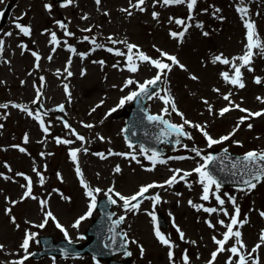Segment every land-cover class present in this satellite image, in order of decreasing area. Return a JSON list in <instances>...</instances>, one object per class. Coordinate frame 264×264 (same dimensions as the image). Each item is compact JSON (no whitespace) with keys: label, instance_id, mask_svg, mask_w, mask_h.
<instances>
[{"label":"snow or ice","instance_id":"snow-or-ice-1","mask_svg":"<svg viewBox=\"0 0 264 264\" xmlns=\"http://www.w3.org/2000/svg\"><path fill=\"white\" fill-rule=\"evenodd\" d=\"M2 2V0H0ZM146 0H136L135 3L132 2V0H129V8L127 9H121L122 12L127 13L128 16H131L133 13L131 9L135 8L141 12L145 11L146 9L143 7L145 5ZM198 0H153V7H155L157 4L161 6H176V5H184L188 9V20H192V13L195 10L197 6ZM74 3V0H63L61 3V7H67ZM96 5L101 4V0H95ZM45 10L50 11L52 8L51 4H45L44 5ZM236 12L240 15V18L243 22V26L246 30L245 33V50L243 54L233 57L231 60L228 58H222L221 55H216L212 58V63L219 62L224 65H230L231 67V74L228 71H224L220 73L221 78L223 81L233 86L234 88L243 89L246 87L244 83V75L242 72V69H246L249 72L254 71V69L251 67L253 62L254 56H261L264 57V43L261 42V38L259 36V33L256 30V24L253 20L249 18V8L245 4V0H237V5L235 8ZM204 12H207V9L203 10ZM220 9L214 10V15L216 13H219ZM258 14V13H257ZM4 15L3 12H0V17ZM104 15H108L107 12L104 13ZM153 19H158L159 13L153 11L152 12ZM82 19H88L87 14L83 15L81 17ZM219 19L223 20V17H218ZM21 18H17V21ZM61 29H65L64 35L65 36H73L74 33L67 31V25L64 24L62 21L56 22ZM169 23H175L178 26L182 27V30L177 31H170L169 35L171 38L176 39L180 42L183 41L185 34L188 32L189 28L192 27L191 24L187 23L185 19L182 18H175V17H169ZM196 27L202 28V23H197ZM15 28L18 29L19 33L23 36L30 37L32 34V29L30 26H25L20 24L19 22L15 23ZM48 31L47 29L45 30ZM81 31L84 32H91L92 29L85 28ZM12 32H6L4 33L5 36H12ZM203 35L207 36L209 35L208 32H203ZM50 44L55 46H60V40H58L57 35L55 32L50 33ZM83 40L90 41L92 45H94V48L92 51H95L96 49L104 48L105 46L103 44H99L96 41L95 37H88L85 36L82 38ZM108 40L112 44L117 43H124L126 44L127 52H122L119 49H113L111 47L107 48L106 50L110 53H114L116 56H125L126 57V67L127 70L131 73H136L139 71L140 64H148L152 68L156 70V74L153 78L145 80L143 83H139L138 81H134L133 79L129 78L125 81L124 86L120 89L121 91L124 90V88L135 84L136 90H131L126 96H123L119 99L118 104L116 107L109 110V113L106 115H110L112 112H115L118 108H122L126 103L131 102H139L143 97H148L149 99L152 98V95H155L156 98L163 101L164 107L162 108V113L164 115H171L172 113H175L177 116L181 118L183 123L181 124H175L171 123L168 120L164 119L163 115H146L145 119L149 122L158 123L160 125H163V130L160 132L158 139L163 141V137H168L169 141L174 137L176 144H181L183 147L187 148V145L182 144V139H193L190 132L186 131V126L188 128H192L200 132L203 137L205 138L207 145L209 148H211L213 145L222 144L225 141L232 140V138L235 136V134L240 130V127L242 124L245 123V121L253 119V118H259L264 117V109H261L259 111H251L250 109H246L241 107L240 104H236L233 100H231L232 92L229 91L227 94H223L222 98L223 100L227 101L228 104L221 108L219 112L217 113L220 117L225 116V114L229 113L233 110H239L242 113H245V115L241 116L236 125L233 127L232 131L228 133L227 135H224L220 137L219 139L213 138L210 133L207 131V124H200V123H194L187 118H185L184 114L179 111L176 103L175 98L171 96L170 92L165 89V95L161 96L158 92H153L151 95L150 89L156 88L158 83L162 82L163 80H166L167 75L169 72L172 71L173 67H179L181 70H187L185 65L182 64L179 59L175 55H171L161 49H156V51L159 53L160 58H152L145 54L144 52L140 51L138 46L135 44L127 43L126 41H117L112 39V37H109ZM65 43H67L65 41ZM22 49L21 54H24V51H30L26 45L20 44L18 45ZM155 47V46H153ZM5 48V41L4 39L0 38V55L3 54ZM136 50L135 52L133 50ZM67 50L70 53L79 55L81 59L85 58L88 53H77V50L75 47L68 45ZM255 50V51H254ZM56 51V48L53 47L51 52L54 53ZM31 55L35 58V68H39V62L42 59L38 51H31ZM49 61L53 59V55L49 54L47 57ZM139 61V63H137ZM167 61V62H166ZM236 61H239V63H236ZM4 63H10L8 60H4ZM71 57H69L68 61H66L65 68L63 70L64 73H66V77H71L73 73L70 71L71 68ZM93 63H99L103 66L104 61H93ZM118 65H113V67H117ZM61 70L57 69V73H60ZM31 75V73H29ZM86 75V70L81 69V76ZM193 81H197L199 78L195 75H192L190 77ZM41 81V87H43V81L44 78L40 77ZM23 83V81L21 82ZM254 83L261 84L262 79L261 77H255ZM64 92L66 93L69 102H71V92L69 90V86L67 84L63 85ZM115 87V85L113 86ZM213 91L219 93V89H213ZM41 97V93L38 91L37 96L33 103H36L39 101ZM258 101L261 103H264V98L262 97H256ZM103 101H101V104ZM203 103L207 105V110L210 115L213 113V108L211 104L207 100H204ZM100 105H96V107H99ZM9 107L17 108L23 112H26L29 117H32L33 119L39 121V125L41 130L47 134L49 132V128L45 126L44 120L41 118V115L39 112H33L32 110H29L25 106H22L20 104L16 103H4L0 104V109H7ZM96 107L92 108L91 111L95 112ZM59 111H64V105L61 104L58 106ZM142 112L144 111L143 108L140 109ZM91 114V113H90ZM63 127L66 129H69L70 134L75 136V139L78 141H81L82 143L86 142L85 137L83 135H80L78 132H76L74 129H72V126L67 122H63ZM84 127L92 128L94 125L92 124H85ZM253 125L251 123L247 124V128L251 129ZM0 128H3V125L0 124ZM127 131V130H123ZM98 139L103 141L105 137L100 136L98 134ZM57 144H65L70 145L75 143L74 140L71 139H61L59 137L55 138ZM24 142H28V136L25 134L24 136ZM235 144H240L239 141L232 140ZM12 147H17L20 152H25L26 150L23 147H20L18 145H13ZM129 148H134L132 143L128 144ZM83 151L86 153L88 150L87 148H84ZM191 151L195 153V157H185V156H176V157H167L161 158L160 153L157 150H151L149 153L143 146H140L139 153L143 155L146 159H148L151 162L152 167L146 168V171H153L157 164H167L168 160L176 159V160H184V159H194L196 157L199 158V161L197 162V166L193 168L191 171H185L183 169H169L170 172H172V175L168 177L163 183H157L152 182L149 184H144L139 187V190L132 194L131 196H124L119 192H116L113 187H109L106 191L104 189H101L99 187L92 188L84 179L83 173L81 171L80 165H79V153L81 152V148H73L69 152V156L71 161L74 164V171L77 175V177L80 179L81 186L85 189V196L88 198V204H87V211L79 216L74 223L71 225L74 229H79L81 223L85 220H88L92 217L94 211L98 207V202L96 198V194H99L101 192H104L107 203L110 205H116L117 199H114L113 196L118 197L119 201H122L121 207L127 212H133V214L139 212L140 206L143 203L144 200H150L152 202L153 209H155L156 205L161 203V196L157 192L155 194H152L150 190L152 189H164L167 191L168 188H171L175 184L179 183L180 181H185V183H188L187 177H190L195 173L197 175L196 183H199L202 186V194L200 199L203 201H209L210 196L214 197L219 207H204L203 205L195 204L192 200L188 201V204L199 210H203L205 213H208L209 215L213 213L220 214L222 213L225 217H229L228 223H225V220L218 219L216 221V224H219L221 227L225 228L226 230L222 233V238L218 239L217 236H212V242L214 245H216V248L214 251L210 253V259L207 261V264H215L217 261V257L224 252L230 253L228 258L225 261V264H260V259L258 255H255L258 253V250L261 249L262 246H264V230H261V233L259 235V242L255 244L250 251L247 252V256L242 254V250H245L247 248L246 244L244 243L242 239V232L240 231V228L244 226V224L248 223V218L245 215L243 218H241V210L236 202V197L229 195L225 193L228 197V202L232 205V212L229 213V211L224 207L225 205V199L221 197L219 194L220 188H221V182L219 179L214 175V169L218 168L219 170L223 171L225 168L234 169L237 170L240 175L243 177L241 180V184L244 186L240 190L245 192H250L254 190L257 187L258 183L264 182V151H256L252 150L249 152H246L243 157H237L232 158L228 154L227 148L223 149V156L219 155H212V154H203L202 149H197L196 147H192ZM43 155V154H42ZM93 155H99L101 159H107V156L104 153H93ZM108 155H117V156H123L124 158L128 159L130 158L133 161H136L137 163H140V161L137 159V155L135 152H129V153H113L111 150H109ZM202 161V162H200ZM46 167V166H45ZM9 171L11 169L9 168ZM33 171L36 172L37 176L39 177V183L41 185L44 184L45 178L41 172H39L35 167L33 168ZM121 168L119 165H116L114 168V173H120ZM233 174H236L235 172ZM2 175V174H0ZM18 176H23V178L26 181V184L21 185L23 189H25L22 193V196L20 197V201H10L12 205H15L18 202H21L26 199H33L37 200V197L33 195V180L28 177L27 175L23 173H16ZM98 175V174H97ZM58 179L63 181V177L61 174L57 173ZM4 179H9V177L5 176ZM191 187V184L189 183V188ZM50 195V194H49ZM176 195H181L180 193H176ZM62 199H70L68 197H64L63 194H61ZM40 206V211L42 212V220L39 224H32L30 221H26V223L30 224L31 227L44 229L46 225L52 221L55 223V227L60 230V232L63 233V236L65 240L68 242V245H71L72 239L69 236V233L67 229L59 222V220L56 218V216L53 214L52 211H50L47 208L48 201L47 199H40L38 201ZM179 203V202H178ZM11 208L5 209V214H10ZM149 215L152 219V221L155 223L157 220V217L155 215L154 211H147L146 213ZM107 220L110 222V227H108L107 231L110 234L108 236V241L104 244L105 248H112L115 246L116 251L123 252V255L125 256H131L132 252L128 250V244L133 243L137 244L138 242L136 240H128L127 232H120L117 233L115 229H117L125 220L126 215H120L118 218L113 219V217L116 215L112 212L105 213ZM259 215L264 218V211H260ZM11 222L19 228V224L16 223V219L14 216L10 217ZM205 223L210 229H215L216 224H213L211 221L206 220ZM180 239L183 241L185 240V233L179 229V227L176 228ZM38 233L31 232L29 230H25L24 237L22 239V242L20 243V249L23 250L24 255L22 258L16 261H10L8 264H25V261L29 259L30 256L33 255V253L30 252V246L33 242L39 243V241L36 239ZM154 236L157 239V241L166 248L169 249L168 251V258L170 262H173L174 264V253L172 251V248L174 247L172 241L164 234H162L160 228L157 226L154 228ZM117 237H119V243L117 241ZM77 239H86L85 236L80 235L77 237ZM229 241H234L231 246L226 247V245L229 244ZM192 244H195L196 241H191ZM4 248L3 245H0V251H2ZM140 255L143 258L145 254V249L142 245L139 246ZM60 252L63 257L65 258H72L74 256V253L70 247H65L60 249ZM236 259H233V258ZM199 259V256L197 257ZM53 264H55L56 257H52ZM93 260L95 261L96 258L93 257ZM183 264H190V258L187 255L186 251L185 254L182 257ZM96 264H98V261H96Z\"/></svg>","mask_w":264,"mask_h":264},{"label":"rangeland","instance_id":"rangeland-1","mask_svg":"<svg viewBox=\"0 0 264 264\" xmlns=\"http://www.w3.org/2000/svg\"><path fill=\"white\" fill-rule=\"evenodd\" d=\"M227 43V44H231V42L229 41V37L228 40H214L211 43H206L203 45V48L201 49V51L199 52V54H193V57L195 59L194 65H195V70L198 73L200 80H202L200 82V94L198 96V98L196 99V103L194 108L192 109V111L188 112V114L192 117H200V111L202 110V106L201 105V101L200 98H204V100H207L209 102V104H211L212 108H213V99L216 97L215 96V91H213V89L219 88L220 87V71H221V65L220 63H211L210 61L207 62L206 66L203 68V64H204V59L206 52L208 51V49H211L212 51L216 50V51H222L228 55L234 54L235 49L234 48H229L227 46H223V45H219L218 43ZM207 60V59H206ZM202 78V79H201ZM194 85H198V84H194ZM251 85V84H250ZM255 89V93H259L258 96L264 98V89L263 88H254ZM100 90V89H99ZM182 94L184 93V90H181ZM251 91L250 89H242L240 91V95L243 99L248 100L250 97ZM90 96V93H89ZM51 98V103L53 102H58L59 99L57 97V92H53L52 95L50 96ZM99 96L97 95V97L95 99H91L90 96V101L88 100V102L92 103L93 101H95L96 99H98ZM87 102V101H86ZM224 103L221 102L220 105H223ZM205 107L207 108L208 106L205 105ZM196 108V111H193ZM251 111L255 112V111H259L261 109H264V103H261L260 101L256 100V103H253L251 106H249V108ZM205 115L202 117L204 122H209L210 119L212 118V116L209 114L208 110H204ZM245 115V113L240 112L235 118H232L230 121H228V123H225L224 125H222L220 127V133H223L225 135H227L228 133H230L233 129V127L236 125L238 119ZM218 121V120H217ZM257 123H259V128L257 129L256 125ZM253 125V127L251 129L247 128V124L246 122L244 124L241 125L240 130L235 134V136L232 138V140H236L239 141L241 143H246L247 146L246 148H251V147H256L259 146L261 148L264 149V117H260L258 119L255 120V122L251 123ZM191 167V165L189 166ZM5 171L4 170H0V174H4ZM125 173L132 175L133 172H131V170L126 169ZM138 173H142L137 171L135 174ZM143 174V173H142ZM2 175H0V180L2 179ZM125 178H128V176H125ZM152 179L151 177L149 178H143V179H139L136 180L135 182V186L139 183H142L144 181L150 180ZM6 184L0 181V216H3V205H4V198L1 190L5 187ZM135 186L132 188H127L125 187L123 184L121 185V189L123 190L124 193H129L131 191H133V189H135ZM174 189L176 191H178V193H180L181 195H179V203L177 204L176 208H173V213H172V218L175 219V222L179 225L180 230L183 231L185 233V238L186 240H188L189 242L191 241H196L195 244H192L197 246V251L191 256V260H190V264H201L203 261H205L209 256L210 253L212 251L215 250L216 245L212 249L211 252L207 255H204L202 258H197L198 257V253L201 251V248L204 244V242L206 243H210L212 244V236L215 235L217 236L218 239L221 238L222 236V231L225 229L223 227H221L219 224H216V221L218 219H223L225 220V223H227L229 217H225L222 213L217 214V213H213L211 215H209L208 213H203L202 211H198L197 209L191 207L188 204V201L191 200L190 196L195 194L196 191L195 190H183L182 188H180L179 185H176L174 187ZM227 194L235 196L236 197V201L240 204H243L244 200H246L245 203V209L243 208L242 210V214L241 217L243 218L245 215L248 218V223L245 224L244 229L240 230L242 232V239L244 241V243L247 246H252V244L255 242V239L252 240L251 236L249 235V232L247 230H251V227L253 228H257V238L259 240V235L261 233V230L264 229V218H262L259 213L260 211H264V187H261L258 190H252L248 193H246L245 191L242 192H235V191H230ZM223 199H225V205L228 207H226L224 205V207L229 211V213L232 212L231 209V205L228 202V197L226 195L222 196ZM210 203L206 204L208 207H219V205L217 204L215 199H210ZM193 201V200H192ZM195 204H197L196 201H193ZM63 205V204H62ZM199 205H205V203L203 201L199 202ZM21 213V212H20ZM19 213V214H20ZM75 214H72L70 216L69 219H72L73 216ZM142 219L144 222L147 223V219L146 217H139L136 222L139 219ZM69 219H64L63 220L65 222H69ZM211 221L213 224H216V228L215 229H210L207 224L205 223V221ZM0 223L7 227L8 230H10V235H4L1 236L0 235V240L4 243H7L8 245H10V250H12L13 248H16V246L19 244V239H16V244H10L11 239L15 238V236H17L15 233V231L12 229V227H8V222H3V220L0 217ZM248 227V229H247ZM14 232V233H13ZM141 235H143V240L141 238V241L146 242V238L144 239V236L147 234V238H150L151 241L154 243H150V242H146L144 243L142 246L143 248L146 250L145 253L147 251H149L150 253V257L152 259V264H169V258H168V251L169 249L166 248L165 246H162L161 244L157 245L150 233V225L148 224V229H146L144 231V233L142 234V230L139 231ZM145 234V235H144ZM137 235V234H136ZM21 236V234L19 233V237ZM138 236V235H137ZM141 237V236H140ZM234 241H229V243H233ZM209 249V250H210ZM208 250V251H209ZM207 251V252H208ZM159 252V253H158ZM206 252V253H207ZM263 252V256L260 257V264H264V250ZM156 254H158V258L157 260H155L156 258ZM215 264H220V260H219V256L217 257V261L215 262Z\"/></svg>","mask_w":264,"mask_h":264},{"label":"bare ground","instance_id":"bare-ground-1","mask_svg":"<svg viewBox=\"0 0 264 264\" xmlns=\"http://www.w3.org/2000/svg\"><path fill=\"white\" fill-rule=\"evenodd\" d=\"M132 125H133V127L135 126L134 123ZM60 210H61V212H64L65 211V209L63 207H61ZM0 231H2L3 234H7V231L3 230V228H2L1 225H0Z\"/></svg>","mask_w":264,"mask_h":264}]
</instances>
